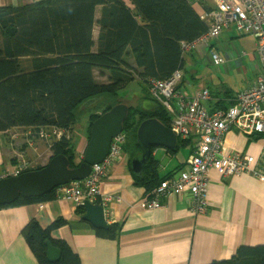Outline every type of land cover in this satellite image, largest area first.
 Returning <instances> with one entry per match:
<instances>
[{
	"label": "trees",
	"instance_id": "16d2710c",
	"mask_svg": "<svg viewBox=\"0 0 264 264\" xmlns=\"http://www.w3.org/2000/svg\"><path fill=\"white\" fill-rule=\"evenodd\" d=\"M193 4V0H40L0 6V134L22 129L29 132V142L42 140L52 157L63 155L70 168L77 167L81 159L75 162L72 135L82 106L105 113L119 104L118 93L134 81L146 92L143 101H152L148 83L183 71L181 43H190L207 30V22ZM198 4L203 13L210 11L205 1ZM156 106L151 111L141 105L128 107L122 150L129 152L130 160L139 152L136 131L141 122L157 119L170 127V117ZM95 119L90 113L87 140ZM55 132L61 136L56 138ZM187 145L188 139H178L167 152L174 154ZM11 163L16 165V160ZM173 172L161 176L159 162L150 156L142 175L133 178L134 184L151 199L154 189ZM59 189L39 198L19 199L0 210L57 200ZM92 202L100 204L99 199ZM75 209L82 217V204ZM65 224L58 218L42 228L32 219L22 229L21 236L37 264H81L66 242L51 237L53 230ZM120 230L117 223L106 230L94 229L97 237L111 241L117 240ZM46 242L60 251L55 263L46 259ZM210 264H264V245L240 246L229 259Z\"/></svg>",
	"mask_w": 264,
	"mask_h": 264
},
{
	"label": "crops",
	"instance_id": "0c3cea01",
	"mask_svg": "<svg viewBox=\"0 0 264 264\" xmlns=\"http://www.w3.org/2000/svg\"><path fill=\"white\" fill-rule=\"evenodd\" d=\"M37 1L40 0H0V6ZM193 1L195 11L200 16L206 14L198 4L199 0ZM203 1L211 10L214 0ZM100 9H96L97 17ZM244 41H248V47L243 46ZM211 46L224 63L213 66L209 51L190 52L200 61L194 63L195 70H199L192 75L193 83L186 82L183 74L181 85L188 94L204 89L209 92V99L202 102L208 113L231 106L234 98L250 88L264 72L257 57L255 40L238 33L233 26L223 30ZM92 109L95 108L91 107L92 114H100L99 110ZM87 123L88 116L84 129L76 135L74 130L72 135L75 162L82 158L88 141ZM2 137L6 139V136L0 134V170L5 172L14 166L12 157L5 158L8 143H4ZM222 140L232 151L253 157V167L264 176V135L246 137L229 130ZM195 142L194 137H189L188 145L174 154L162 148L152 150L151 157L159 162L160 175L174 171L171 178L185 168ZM36 143L42 144L43 149L46 146L44 142L34 140L30 145L22 143L26 146L21 145L20 149L36 153ZM42 148L37 149L38 157L44 152ZM130 161L129 152L122 150L118 161L99 184L101 195L114 198L107 203L104 218L108 225H121L117 240L97 237L94 228L76 214V206L69 201L57 199L43 204L42 208L37 204L4 208L0 210V264H37L21 236L22 229L32 219L45 228L63 218L66 224L53 230L51 237L66 242L81 264H210L229 259L240 246L264 245V179L250 174L223 176L211 170L207 177L208 207L204 214L193 213L188 193L166 195L160 199L159 208L146 210L138 204L150 198L143 188L134 184Z\"/></svg>",
	"mask_w": 264,
	"mask_h": 264
},
{
	"label": "built area",
	"instance_id": "2783aa9c",
	"mask_svg": "<svg viewBox=\"0 0 264 264\" xmlns=\"http://www.w3.org/2000/svg\"><path fill=\"white\" fill-rule=\"evenodd\" d=\"M201 17L208 24L207 30L194 41L181 43L184 55L193 51H209L213 66L222 65L224 60L210 45L219 39L223 30L233 26L238 33L255 40L257 57L264 69V0H214L212 9ZM182 83L183 72L176 70L166 80L150 81L148 94L152 102L160 105L170 117L169 129L177 136V140L194 137L196 142L187 166L162 181L154 189L152 198L142 200L138 205L153 210L160 207V199L166 195L188 193L191 196V209L199 215L204 214L208 207L207 177L211 170L223 176L250 174L259 180L264 179L261 172L253 167V157L232 151L222 140L224 133L229 130L246 137L264 135V72L250 88L234 98L232 106L212 113H208L202 105L203 101L209 99V92L204 89L188 94L181 88ZM25 133L26 144L30 145L27 138L29 132ZM55 136L59 138L61 132H55ZM125 140L126 136L122 132L113 138L106 158L91 167L86 179L60 187L57 199L69 201L75 206L85 200L92 202L99 199L98 205L106 213L107 203L114 198L101 195L99 184L109 168L118 161ZM51 158L50 153L46 161ZM19 165L18 168L0 173V179L15 178L32 170L22 158ZM115 200L121 202L119 198ZM38 207L42 208L43 204Z\"/></svg>",
	"mask_w": 264,
	"mask_h": 264
},
{
	"label": "water",
	"instance_id": "95a60500",
	"mask_svg": "<svg viewBox=\"0 0 264 264\" xmlns=\"http://www.w3.org/2000/svg\"><path fill=\"white\" fill-rule=\"evenodd\" d=\"M141 107L144 111H151L157 106L154 102L146 100L142 102ZM128 111V106L119 103L107 112L96 115L95 121L90 126L81 162L77 167L70 168L68 159L59 155L49 159L39 170L26 172L15 178L0 179V206L12 205L19 199L39 198L70 182L86 179L91 172V167L101 163L108 155L112 139L123 130ZM177 141V136L157 119L141 122L136 131L139 153L129 163L133 176L138 178L142 175L150 159L151 149L173 150ZM82 206L84 214L81 219L84 222L94 229H108V223L100 205L85 200ZM45 246L47 261L57 262L60 251L49 242H46Z\"/></svg>",
	"mask_w": 264,
	"mask_h": 264
},
{
	"label": "rangeland",
	"instance_id": "374dc122",
	"mask_svg": "<svg viewBox=\"0 0 264 264\" xmlns=\"http://www.w3.org/2000/svg\"><path fill=\"white\" fill-rule=\"evenodd\" d=\"M242 43H243V46H245V47L249 46L248 41H244ZM184 58H185V64H184L183 74H184L185 81L193 83V81H191L192 75H193L194 71L198 73V70H199L198 68H197V70H195L194 63L198 62L199 60H197V58L195 57V54H193V56H191L190 53H186L184 55ZM198 84H200V83H198ZM145 95H146V92L144 91L143 86L140 85L137 81H134V82L129 83L123 90H121L118 93L116 101L119 102L120 104H124L128 107H135V106L142 104V101H143V98L145 97ZM91 107L88 109L85 106H82L81 116L79 117V121L76 124L74 135H76L78 131L83 130L84 126H86V119H87V116H89V114L91 113ZM24 132L25 131H23L22 129H13L9 133H7L6 139H4V137H2L4 143L6 141L8 143V147H7V150L4 151V155H5L6 159L12 157V159L16 160V165H13L14 166L13 168H15V167L18 168L19 161H21V158H22L26 162H28L33 169L37 165L44 164L47 162V161H45V160H47L46 155H48V153L50 154V151L48 149V151L45 152L46 146L44 145V149H43L40 146L42 144H38L39 142L36 143V145H35V147L37 146L36 151H35L36 153H33L29 150L20 151L19 149L21 148L22 143H26V141H27V140H25L26 133H24ZM40 141H42V140H40ZM41 148L44 150V152L42 155H40L38 157L37 152L39 150H41ZM37 149H38V151H37ZM19 166H21V164ZM0 172H3V170L2 171L0 170ZM236 175H238V174H236ZM226 176H230V175H226Z\"/></svg>",
	"mask_w": 264,
	"mask_h": 264
}]
</instances>
